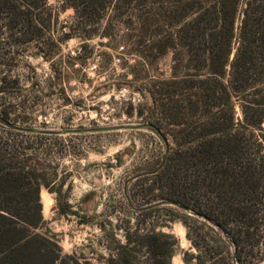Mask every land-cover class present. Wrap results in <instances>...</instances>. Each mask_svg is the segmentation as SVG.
<instances>
[{
  "label": "rangeland",
  "instance_id": "rangeland-1",
  "mask_svg": "<svg viewBox=\"0 0 264 264\" xmlns=\"http://www.w3.org/2000/svg\"><path fill=\"white\" fill-rule=\"evenodd\" d=\"M49 5L39 31L25 24L10 29V16L0 11V118L11 124L0 122V140L56 175L51 190L41 188L43 223L36 232L55 243L63 258L89 264L127 254L133 264H146L140 238L158 232L179 239L171 264H185V253H196L189 233L205 236L210 252L219 254L217 226L170 203L158 177L166 146L153 128L171 136L179 128L151 110L149 91L170 77L172 56L158 59L141 23L127 25L112 11L88 26L97 30L92 39L77 37L83 32L67 38L74 11L57 0ZM106 28L110 39L101 36ZM235 100V130L243 132ZM254 133L251 151L260 161L264 131ZM260 234L259 243L242 248L248 264H264V228ZM232 264L241 263L233 257Z\"/></svg>",
  "mask_w": 264,
  "mask_h": 264
},
{
  "label": "trees",
  "instance_id": "trees-1",
  "mask_svg": "<svg viewBox=\"0 0 264 264\" xmlns=\"http://www.w3.org/2000/svg\"><path fill=\"white\" fill-rule=\"evenodd\" d=\"M49 1L0 0V11L10 16V29L25 24L39 31ZM57 1L75 14L67 38L83 32L86 36L77 37L92 39L97 30L88 26L112 11L127 25L141 23L158 59L172 56L170 77L149 91L151 110H158L169 127L179 128L169 134L176 147L168 134L153 128L166 146L158 177L169 189L170 203L213 222L222 236L220 253L214 254L205 236L189 233L196 253L186 252L183 261L232 264L234 257L248 264L241 258L242 248L259 243L264 228V157L258 161L250 140L256 130L264 131V0ZM106 29L101 36L110 39ZM234 99L243 115V132L235 130ZM0 122L11 128L7 120ZM258 145L261 151L264 144ZM43 166L0 140V264H89L63 258L55 243L36 232L43 223L41 188L51 190L56 183L55 174L39 170ZM140 240L146 264H171L180 245L163 232ZM109 264L133 261L127 254Z\"/></svg>",
  "mask_w": 264,
  "mask_h": 264
},
{
  "label": "bare ground",
  "instance_id": "bare-ground-1",
  "mask_svg": "<svg viewBox=\"0 0 264 264\" xmlns=\"http://www.w3.org/2000/svg\"><path fill=\"white\" fill-rule=\"evenodd\" d=\"M180 238H184V232L181 233ZM173 264H180L178 259H174Z\"/></svg>",
  "mask_w": 264,
  "mask_h": 264
}]
</instances>
